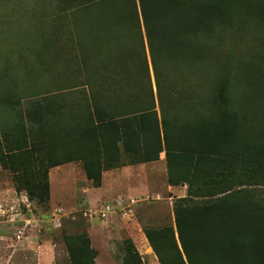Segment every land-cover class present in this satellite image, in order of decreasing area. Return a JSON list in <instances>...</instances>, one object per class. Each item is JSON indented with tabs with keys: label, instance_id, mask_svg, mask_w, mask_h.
Segmentation results:
<instances>
[{
	"label": "trees",
	"instance_id": "obj_1",
	"mask_svg": "<svg viewBox=\"0 0 264 264\" xmlns=\"http://www.w3.org/2000/svg\"><path fill=\"white\" fill-rule=\"evenodd\" d=\"M76 2V20L89 18L73 25L77 76L69 90H80L86 110L73 116L58 102L23 109L16 94L0 93L1 167L44 203L49 170L60 164L82 159L100 186L122 155L142 164L165 153L169 185L188 190L175 202L174 226L144 229L159 263L264 264V195L247 188L264 182V54L248 62L247 95H233L232 63L212 45L218 25L228 28L245 5ZM247 16L264 25V0H247ZM75 140L90 144L68 154ZM66 244L71 264H97L87 232ZM124 263L135 264L130 256Z\"/></svg>",
	"mask_w": 264,
	"mask_h": 264
},
{
	"label": "rangeland",
	"instance_id": "obj_2",
	"mask_svg": "<svg viewBox=\"0 0 264 264\" xmlns=\"http://www.w3.org/2000/svg\"><path fill=\"white\" fill-rule=\"evenodd\" d=\"M238 3L245 6L236 10L228 28L218 25L220 39L212 45L222 61L232 63L233 95H247L248 62L256 51L264 54V25H251L247 0ZM76 4V0H0V93L16 94L23 109L58 102L73 116L85 112L83 94L69 90L77 76L73 25L89 18L84 12L76 20ZM81 33H86L84 25ZM202 79L198 76L196 84H204ZM79 142L70 141L68 154L84 144ZM62 152L57 150L58 158L64 157ZM123 157L107 170L122 169ZM59 166L49 170L50 199L43 203L0 164V232H4L0 255L6 249L20 251L28 241L30 249L40 246L47 251L42 254L45 263L71 264L66 236L87 232L98 251L97 264H125L127 256L135 264H160L144 229L174 226L175 202L188 190L186 185H169L165 153L122 176L106 174L100 186L87 177L82 159ZM118 176L133 178L135 184L117 185ZM247 188L264 195L262 180L247 183ZM29 257L17 255L16 260Z\"/></svg>",
	"mask_w": 264,
	"mask_h": 264
},
{
	"label": "crops",
	"instance_id": "obj_3",
	"mask_svg": "<svg viewBox=\"0 0 264 264\" xmlns=\"http://www.w3.org/2000/svg\"><path fill=\"white\" fill-rule=\"evenodd\" d=\"M51 13H53V12H51ZM51 19H52V17H51ZM153 162H156V161H153ZM147 163H152V162H147ZM142 164H146V163H142ZM71 165L72 164L70 162L69 166H71ZM138 165H140V164H129V163H127V164L121 166V167H123L122 169H117L118 170L117 172L114 171V170H112V169H109L111 171L105 170L103 172V182H105V176L108 173H111L113 175H116V174L119 175V174H121L120 176H122L125 173L131 172V171H136V167H138ZM57 168L60 169V168H62V166H59ZM117 168H119V167H117ZM113 169H115V168H113ZM120 176H118V178L116 179V183L114 182L115 184L119 185V184L122 183L121 185H123L124 187L126 185L132 186L133 184H135L133 178L127 180L124 177H123L124 179H121ZM135 181H136V178H135ZM65 183H67V182L65 181ZM3 235H4V232L3 231L0 232V237H3ZM27 242L28 241H26V243ZM26 243H25L24 247H22L20 249V251L6 249V252L4 253V256L3 255H0V257L2 256L0 258V264H52V262L50 263V262L47 261L45 263L43 261L44 258L42 257V254L43 253H47V251H45L44 248H42L40 246H37V247H33V248L30 249L29 247H27L29 244L26 245ZM17 255L18 256L30 255L31 257H29L28 259H23L22 258L23 260L17 261L16 260V256ZM50 258L51 259H54L55 256L53 255V257H50Z\"/></svg>",
	"mask_w": 264,
	"mask_h": 264
},
{
	"label": "built area",
	"instance_id": "obj_4",
	"mask_svg": "<svg viewBox=\"0 0 264 264\" xmlns=\"http://www.w3.org/2000/svg\"><path fill=\"white\" fill-rule=\"evenodd\" d=\"M22 232L19 230V234H21Z\"/></svg>",
	"mask_w": 264,
	"mask_h": 264
}]
</instances>
